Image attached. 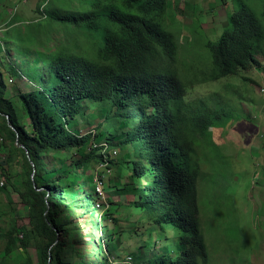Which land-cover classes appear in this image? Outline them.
Here are the masks:
<instances>
[{
	"label": "trees",
	"instance_id": "16d2710c",
	"mask_svg": "<svg viewBox=\"0 0 264 264\" xmlns=\"http://www.w3.org/2000/svg\"><path fill=\"white\" fill-rule=\"evenodd\" d=\"M167 10L168 0H63L62 7L51 8L50 17L54 24H63L86 40L79 52L63 48L46 55L38 49L42 43L31 28L23 31L12 25L15 29L4 36L8 53L13 49L26 60L36 57L48 67L47 75L42 74L41 66L29 68L34 72L31 76H37L38 88L22 93L20 98L7 96L0 72V133L6 134L26 158L25 191L12 181L10 185L30 214L28 225L5 234L8 255L21 248L36 249V264H76V253L78 262L84 259L75 247L67 202V197L81 200V196L68 185L61 186L60 181L72 175L83 179L86 167L98 159L96 152L72 163V169L61 174L59 180L48 182L43 178L50 173L45 157L80 152L90 142L91 134L76 135L68 126L79 116L84 117V103L92 101L101 102L110 111L97 128L114 129L111 137L120 135L132 122L138 123L118 138V144L111 142L112 146L103 150L134 143L136 158L131 163V176L152 177L137 208L155 224L173 225L180 233L179 251L174 257L160 256L159 264L209 263L198 202L202 167L196 146L210 145L204 130L218 127L216 122H222L226 114L210 111L203 102L192 105L185 101L188 85L175 67L179 45L164 25ZM228 23L230 29L216 43L206 44L212 61L209 81L235 76L258 65L257 57L264 48L263 23L249 7L234 12ZM25 117L32 130L23 123ZM10 123L30 155L18 146V134ZM98 135L96 131L94 137ZM87 186L83 180L82 201L94 202L98 193L86 191ZM19 234L24 236L20 246ZM112 240L110 237L106 241ZM27 264H35L32 257Z\"/></svg>",
	"mask_w": 264,
	"mask_h": 264
},
{
	"label": "rangeland",
	"instance_id": "374dc122",
	"mask_svg": "<svg viewBox=\"0 0 264 264\" xmlns=\"http://www.w3.org/2000/svg\"><path fill=\"white\" fill-rule=\"evenodd\" d=\"M62 2L0 0V72L9 98H20L22 93L38 88L37 76L32 77L30 69L41 66L42 74H48V67L40 59L33 56L26 60L13 49L9 53L5 50L3 38L15 29L12 25L23 31L31 28L42 43L38 49L46 55L63 48L79 52L85 46L86 40L76 36L75 30L52 22L50 10L62 7ZM243 6L249 7L264 26V0H168L164 19L179 45L175 67L188 85L185 101L192 105L203 102L210 111L226 114L222 122H216L218 127L204 130L210 145L196 146L202 167L198 202L208 264H264V48L257 57L258 65L235 76L207 80L212 61L206 44L216 43L230 29V16ZM84 108V117L73 120L68 128L79 136L91 134L90 142L80 152L45 157L50 173L43 178L48 182L59 180L61 174L72 169V163L96 152L98 159L86 167L83 179L72 175L60 181L61 186L68 185L81 196V200L67 197L75 247L84 258L78 262L80 256L76 253V264H159L160 256L174 257L179 251L178 229L155 224L136 206L145 198V185L152 177L131 176V163L136 158L134 143L103 150L112 146L111 142L118 144V138L138 123L132 122L114 138L110 136L114 129L97 128L110 111L101 102L86 101ZM23 123L31 129L27 117ZM96 131L101 135L94 137ZM0 142V264H27L30 257L36 264V249L18 248L11 255L6 252L5 234L28 225L30 214L10 185L12 181L25 191L26 158L6 134L0 133ZM83 180L88 183L86 191L93 193H98L96 185L101 183L103 195H97L94 202H83ZM110 237L112 243H107ZM23 240L19 234V246Z\"/></svg>",
	"mask_w": 264,
	"mask_h": 264
},
{
	"label": "water",
	"instance_id": "95a60500",
	"mask_svg": "<svg viewBox=\"0 0 264 264\" xmlns=\"http://www.w3.org/2000/svg\"><path fill=\"white\" fill-rule=\"evenodd\" d=\"M10 125H11V123H10ZM11 127H12L13 130H15V132H17V134H18V140H17V142H18V146H20L21 148L25 149V150L27 151V154L30 155L29 150H28L24 145H21V144H20V135H19L17 129L14 128L12 125H11Z\"/></svg>",
	"mask_w": 264,
	"mask_h": 264
},
{
	"label": "built area",
	"instance_id": "2783aa9c",
	"mask_svg": "<svg viewBox=\"0 0 264 264\" xmlns=\"http://www.w3.org/2000/svg\"><path fill=\"white\" fill-rule=\"evenodd\" d=\"M96 189H97V191H98V195L100 194V195H103V187H102V184L101 183H97V185H96ZM131 260V258H129V261Z\"/></svg>",
	"mask_w": 264,
	"mask_h": 264
}]
</instances>
